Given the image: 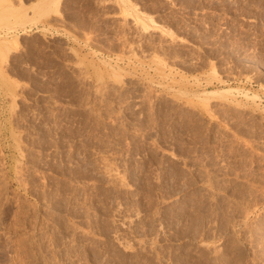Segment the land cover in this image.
Here are the masks:
<instances>
[{"label": "rangeland", "instance_id": "1", "mask_svg": "<svg viewBox=\"0 0 264 264\" xmlns=\"http://www.w3.org/2000/svg\"><path fill=\"white\" fill-rule=\"evenodd\" d=\"M0 264H264V0H0Z\"/></svg>", "mask_w": 264, "mask_h": 264}]
</instances>
